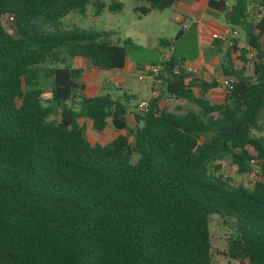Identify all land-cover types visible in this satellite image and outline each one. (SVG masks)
<instances>
[{
  "label": "trees",
  "instance_id": "1",
  "mask_svg": "<svg viewBox=\"0 0 264 264\" xmlns=\"http://www.w3.org/2000/svg\"><path fill=\"white\" fill-rule=\"evenodd\" d=\"M179 1L136 0L142 5L134 13L140 19ZM89 3L0 0V264H213V215L234 231L229 258L264 264V180L247 190L209 171L228 158L239 174L249 173L251 163L264 174V136H255L264 132L261 5L208 1L243 36L245 46L233 50L236 60L246 63L255 50L250 77L234 69L223 43L212 42L223 54L220 75L233 79L232 91L212 103L206 94L214 81L191 77L184 60L163 61L159 97L188 101L197 113H171L153 99L146 113L134 108L130 130L124 104L108 94L86 97L83 70L57 67L63 53L89 59L98 70L123 69L126 53L110 41L113 32L61 29L63 17L83 15ZM96 7L98 14L105 6ZM107 9L120 11L122 4ZM40 74L50 80L45 105ZM80 120L97 133L110 122L132 141L119 135L107 145L92 144Z\"/></svg>",
  "mask_w": 264,
  "mask_h": 264
},
{
  "label": "rangeland",
  "instance_id": "2",
  "mask_svg": "<svg viewBox=\"0 0 264 264\" xmlns=\"http://www.w3.org/2000/svg\"><path fill=\"white\" fill-rule=\"evenodd\" d=\"M101 3L105 7L96 14L97 4ZM122 4L120 11L111 12L107 9L110 4ZM142 3L136 0H90L86 7L85 13L80 15L78 13H69L60 21L61 29L64 31H88L94 30L97 32H113V36L109 39L114 44L123 47L126 53L124 69L121 72L123 83L118 84L113 82L110 89L101 92L103 95H110L112 99L119 100L127 107L128 112H134L140 99L147 97L149 83L151 79L139 80V76H145L151 66L160 68V63L168 61L169 59L184 60L185 66L189 69V74L200 80L211 83L214 81L216 87L211 89L206 94V99L212 103H221L224 99L225 89L223 85L224 78L220 75L219 67L215 65L200 66L195 63L198 61H207L213 56L222 55L217 54L213 48H205V36L202 38L198 35V28L196 25H189V22H183L184 25H178L176 21H171V11L165 10L162 12H155L149 16L137 18L134 13V8L140 6ZM186 29L182 30V27ZM205 27L203 26L202 29ZM9 32L14 31L8 29ZM182 31V36L175 40L178 32ZM125 40H130V44H125ZM165 40L172 42V46L162 48L159 46V41ZM238 48L244 47V39L239 32L235 40ZM227 49V44L223 43V49ZM248 54V53H247ZM237 56V55H236ZM63 62L57 67H76L78 60L71 59L61 53ZM233 67L236 70L242 71L245 77H250L252 73V60L246 57L247 62L241 63L237 61L234 56H231ZM195 64V65H193ZM53 65L46 64L44 67H51ZM193 72V74L191 73ZM111 72L104 71L103 78L110 79ZM50 81V80H49ZM49 81L41 74L37 82L43 93L41 95L42 102L45 105L50 95ZM121 87V88H120ZM124 95L132 96L130 100H126ZM161 107H164L171 113L185 114L188 111L197 113V107L185 100L168 99L166 97H159ZM53 118H57L54 116ZM259 123L264 125V114L260 115ZM128 128L133 129V116L127 119ZM89 127L85 124L84 136L88 141L90 138L100 142V134L87 130ZM107 134L116 132L110 122L106 129ZM124 135L129 142L132 141V134L125 131ZM255 136H264L263 133L255 134ZM102 145V144H101ZM137 160V155L133 154L130 164H134ZM210 173L214 175H222L229 178L235 186H242L247 190L252 188L254 182L263 181L264 174L260 172V168L255 163H251V171L247 174H239L237 168L232 165L228 158L220 159L213 162L209 166ZM209 235L211 243V259L213 264L224 263L233 264V260H224L221 254L228 255L229 247L235 238L234 231L231 227L225 225L224 221L213 215L209 219Z\"/></svg>",
  "mask_w": 264,
  "mask_h": 264
},
{
  "label": "crops",
  "instance_id": "3",
  "mask_svg": "<svg viewBox=\"0 0 264 264\" xmlns=\"http://www.w3.org/2000/svg\"><path fill=\"white\" fill-rule=\"evenodd\" d=\"M208 1L209 0H181L174 4L171 8L168 10L171 11V21H176L178 25H184L185 23L183 22H189V25H196L198 28V35L202 38V36H205L206 41H205V48H211L212 47V42L210 41L209 37L210 34L214 31H217L221 29L222 27L225 26L223 23L222 15L210 10L208 8ZM225 1V5L227 8H230L236 0H223ZM250 3V8L251 6H257L261 5V7H258L260 10H264V0H247ZM155 12H151L149 15L153 14ZM147 15V16H149ZM146 17V16H145ZM205 27L202 29V27ZM245 46V44H244ZM213 48V47H212ZM225 49V47H224ZM214 50V48H213ZM217 54L222 55L221 52H217L214 50ZM223 58V55L221 56ZM78 60L76 67L74 68H80L83 70L82 77H81V82L84 84V95L86 97H93V96H98V95H103L101 92L107 91L110 89L111 85H113V82H117L118 84L123 83V78L121 76V72L124 69H112V70H98L95 67L92 66L91 61L89 59H79L75 58ZM222 59L219 58V56H213L212 58L208 59L207 61H198L197 65H200L202 67L207 66V65H215L219 67V73H220V63ZM193 64V65H195ZM111 72L112 74L110 75V79H104L103 72ZM152 83H149V89H148V94L147 97L140 99L138 104L141 101L149 100L150 99V89H151ZM121 88V87H120ZM50 96V95H49ZM124 98L128 101L132 99V96H127L124 95ZM137 104V105H138ZM161 105V103L159 102ZM129 116H133V112H128L126 115V124L128 127L127 119ZM79 125H83L85 127V124L87 127H89L87 130H92L91 128V122L88 120H80ZM135 127V122L133 118V128ZM129 129V128H128ZM86 130V129H85ZM131 130V129H130ZM85 132V131H84ZM125 131H116L112 132L110 134H107L106 131L104 130L103 132L99 133L100 134V144L97 143V140L94 138H90V143L92 144H99L101 146L109 144L113 139H115L119 135H124ZM88 140V139H87ZM221 257H223L224 260H230L229 256L227 254H221ZM214 264H224V263H214ZM228 264V263H227ZM233 264H237L236 261H233ZM245 264V263H242Z\"/></svg>",
  "mask_w": 264,
  "mask_h": 264
},
{
  "label": "built area",
  "instance_id": "4",
  "mask_svg": "<svg viewBox=\"0 0 264 264\" xmlns=\"http://www.w3.org/2000/svg\"><path fill=\"white\" fill-rule=\"evenodd\" d=\"M184 29H186V26L182 27V30H184ZM238 35H239V30L237 28L230 27V26H224L221 29L212 32L210 34L209 39L211 42L217 41V42L227 44V49L230 50L231 56H234L236 58L239 55V52H234L233 50H234L235 45L237 46L235 40L237 39ZM246 57H248L250 60H254L256 57L255 50H252V49L249 50L248 54H246ZM159 69H157L154 66H151L145 76H139V78H138L139 80L151 79V83H152L151 89H150V99L145 100V101H141L137 105V109L140 113H146L148 110L149 101L153 100V99H157L160 96V87H161L162 82L160 79L157 78ZM185 70L187 73H189L188 72L189 69H187L186 66H185ZM191 73L193 74V72H191ZM191 77L196 78L193 75H191ZM196 79H199V78H196ZM222 83L224 85L225 94L232 91L233 79L224 78Z\"/></svg>",
  "mask_w": 264,
  "mask_h": 264
}]
</instances>
